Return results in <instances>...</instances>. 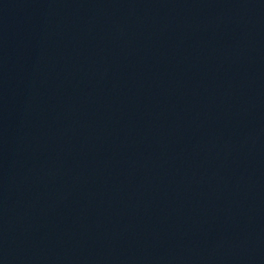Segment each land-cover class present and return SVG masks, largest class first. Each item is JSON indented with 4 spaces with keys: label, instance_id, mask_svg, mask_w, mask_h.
Here are the masks:
<instances>
[{
    "label": "water",
    "instance_id": "1",
    "mask_svg": "<svg viewBox=\"0 0 264 264\" xmlns=\"http://www.w3.org/2000/svg\"><path fill=\"white\" fill-rule=\"evenodd\" d=\"M0 264H264V0H0Z\"/></svg>",
    "mask_w": 264,
    "mask_h": 264
}]
</instances>
